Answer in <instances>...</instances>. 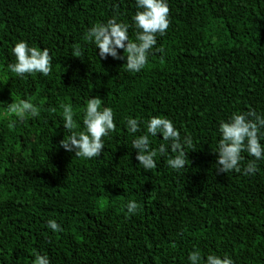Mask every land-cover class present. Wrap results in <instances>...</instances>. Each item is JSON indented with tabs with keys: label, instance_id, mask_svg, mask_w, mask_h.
I'll return each instance as SVG.
<instances>
[{
	"label": "trees",
	"instance_id": "obj_1",
	"mask_svg": "<svg viewBox=\"0 0 264 264\" xmlns=\"http://www.w3.org/2000/svg\"><path fill=\"white\" fill-rule=\"evenodd\" d=\"M166 3L169 28L157 34L145 67L128 72L126 58L100 57L84 36L115 17L135 41L136 0H0V264H32L35 253L50 264H190L197 250L264 264V159L254 175L217 173L214 152L220 121L249 110L264 115V0ZM19 41L48 49V76L9 71ZM95 97L101 110H113L116 129L103 138L100 157H75L60 146L69 135L61 105L82 131ZM19 100L39 116L8 113ZM153 116L171 120L181 142L192 139L186 167L167 164L175 153L160 133L149 135L156 167L139 165L132 141ZM127 118L139 132L128 130ZM241 156L242 169L254 159ZM129 201L140 206L135 215ZM49 220L63 230L53 232Z\"/></svg>",
	"mask_w": 264,
	"mask_h": 264
},
{
	"label": "clouds",
	"instance_id": "obj_2",
	"mask_svg": "<svg viewBox=\"0 0 264 264\" xmlns=\"http://www.w3.org/2000/svg\"><path fill=\"white\" fill-rule=\"evenodd\" d=\"M137 11L132 17L137 29L135 41L128 36L129 25L117 22L116 18L108 20L107 23L94 24L85 33L84 39L94 43L99 49L102 58L111 56L113 59L123 60L126 58V71L139 72L148 62V54L156 45L157 34L163 36L170 26L168 19L170 9L166 0H136ZM117 49H122L124 55L118 54ZM15 61L7 65L10 72L18 77L25 74L40 73L48 76L51 73L52 57L47 48L38 49L29 47L27 42L19 41L10 49ZM79 46H74L73 57L82 56ZM103 100L99 97L90 98L86 102L83 114V130L76 131L79 127L74 120V113L70 106L61 105L63 109V127L69 135L60 141V146L75 157L92 159L101 156L104 150L103 138L110 132L115 131L114 113L109 107L101 110ZM55 112V108L51 109ZM7 112L15 114L20 120L26 116H39L38 108L29 101L19 100L7 105ZM10 127L15 126L13 121ZM126 126L131 133L140 131L139 122L136 119L127 118ZM146 132L132 141V148L137 150L136 159L146 171L156 167L155 157L157 150L150 147L149 135L162 134L163 140L170 142V149L174 156H169L167 164L174 170L186 167L187 156L185 145L191 147L192 139L185 136L181 142L180 133L176 130L173 122L167 118L157 116L151 117L146 122ZM261 129H264V115L257 114L255 110L245 113H233L228 121H220L218 131L220 139L215 153L218 154L216 164L217 173H228L235 171L243 175H254L257 171L256 161L264 159V145L260 143ZM161 155L166 154L168 149L161 144L158 149ZM242 152H247L254 157L246 166L241 168ZM129 215H135L139 205L135 201H129L126 205ZM48 228L53 232L63 229L55 220L47 222ZM190 264H233V261L225 256L220 258L209 254L203 257L200 251H193L188 256ZM32 264H50L46 255L35 253Z\"/></svg>",
	"mask_w": 264,
	"mask_h": 264
}]
</instances>
